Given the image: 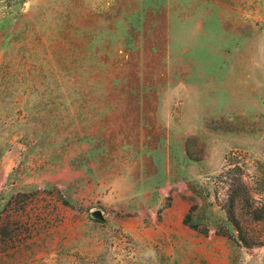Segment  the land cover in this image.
Here are the masks:
<instances>
[{
    "label": "rangeland",
    "instance_id": "obj_1",
    "mask_svg": "<svg viewBox=\"0 0 264 264\" xmlns=\"http://www.w3.org/2000/svg\"><path fill=\"white\" fill-rule=\"evenodd\" d=\"M0 264H264V0H0Z\"/></svg>",
    "mask_w": 264,
    "mask_h": 264
},
{
    "label": "trees",
    "instance_id": "obj_2",
    "mask_svg": "<svg viewBox=\"0 0 264 264\" xmlns=\"http://www.w3.org/2000/svg\"><path fill=\"white\" fill-rule=\"evenodd\" d=\"M229 221H235L236 219H235V216L234 215H230L229 216ZM185 224H187V225H190L193 229H195V230H198V226L197 225H192V224H190V218H186L185 219ZM238 227L237 228H239V225H237ZM234 230V229H233ZM200 232V231H199ZM236 240H237V242L239 243V245H241L242 247H246V239L245 238H242V237H236Z\"/></svg>",
    "mask_w": 264,
    "mask_h": 264
},
{
    "label": "water",
    "instance_id": "obj_3",
    "mask_svg": "<svg viewBox=\"0 0 264 264\" xmlns=\"http://www.w3.org/2000/svg\"><path fill=\"white\" fill-rule=\"evenodd\" d=\"M93 216H94L96 219L100 220V221H103V220H104L103 212L100 211V210L94 212V213H93Z\"/></svg>",
    "mask_w": 264,
    "mask_h": 264
}]
</instances>
